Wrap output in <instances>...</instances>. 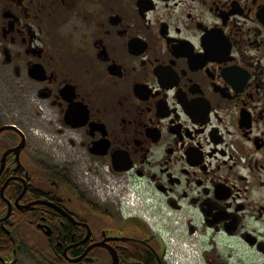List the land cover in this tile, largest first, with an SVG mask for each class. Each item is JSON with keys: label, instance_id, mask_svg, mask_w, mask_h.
Masks as SVG:
<instances>
[{"label": "flooded vegetation", "instance_id": "1", "mask_svg": "<svg viewBox=\"0 0 264 264\" xmlns=\"http://www.w3.org/2000/svg\"><path fill=\"white\" fill-rule=\"evenodd\" d=\"M0 264H264V0H0Z\"/></svg>", "mask_w": 264, "mask_h": 264}]
</instances>
